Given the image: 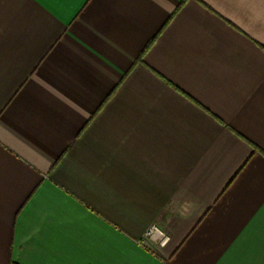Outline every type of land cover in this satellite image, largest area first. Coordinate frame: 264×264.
Instances as JSON below:
<instances>
[{
    "label": "crops",
    "instance_id": "0c3cea01",
    "mask_svg": "<svg viewBox=\"0 0 264 264\" xmlns=\"http://www.w3.org/2000/svg\"><path fill=\"white\" fill-rule=\"evenodd\" d=\"M0 264H264V0H0Z\"/></svg>",
    "mask_w": 264,
    "mask_h": 264
},
{
    "label": "built area",
    "instance_id": "2783aa9c",
    "mask_svg": "<svg viewBox=\"0 0 264 264\" xmlns=\"http://www.w3.org/2000/svg\"><path fill=\"white\" fill-rule=\"evenodd\" d=\"M145 235L149 237L160 235L162 238H166L165 237L166 235L164 234V232L160 229V227L157 224L150 225L147 228Z\"/></svg>",
    "mask_w": 264,
    "mask_h": 264
}]
</instances>
